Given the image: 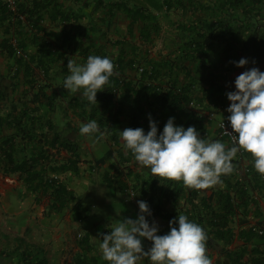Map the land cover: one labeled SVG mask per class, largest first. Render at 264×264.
I'll return each instance as SVG.
<instances>
[{"label": "trees", "instance_id": "1", "mask_svg": "<svg viewBox=\"0 0 264 264\" xmlns=\"http://www.w3.org/2000/svg\"><path fill=\"white\" fill-rule=\"evenodd\" d=\"M177 9L190 18L189 23L176 28L179 35L175 41L181 43L179 54L160 62L149 59L148 46L162 31L159 14ZM86 10L91 12L85 13ZM94 13L101 15L97 22ZM120 21L129 22L125 29L130 40L128 36L114 41L106 39L98 46V29L102 38L104 28L109 31ZM0 33V57L8 61L11 69L7 75L0 71V174H24V181L32 191L53 190L62 206L70 203L72 196L59 183L49 184L46 177L48 173L58 175L65 169V164L51 162L50 158L58 157L61 149L71 154L70 165L77 164L76 147L56 131L52 120L69 93L62 86L70 74L69 57L77 53L83 63L90 54L112 59L114 74L96 95L100 107L90 104L82 91L74 93L71 103L78 117L95 119L100 129H107L115 145L122 143L119 131L124 127V118L129 120L128 127H141L147 133L149 115L157 122L158 133L174 117L176 125L194 126L201 138H207L209 122L204 117L190 115L187 110L200 100L198 95L194 96L195 84L187 83L192 74L188 64L199 62L203 66L212 57H221L227 62L224 74L237 67L234 62L243 54H248L253 63L261 62L264 0H17L15 12L8 7L7 0H0ZM208 69L215 75L213 66ZM21 89L23 96L15 101ZM211 89L214 96L224 90L210 81L203 97ZM220 139L230 146L224 138ZM53 149L55 153H51ZM247 155L246 151V158ZM107 159L115 161L109 168L118 169L115 179L122 191L128 190L125 176H134L132 190L140 192L149 205L152 213L146 216L149 222L159 217L168 223L161 235L170 231L169 221L178 216L166 212L162 202L185 197L189 207L183 214L205 229L209 237L207 251L220 241L230 246L238 237L243 242L235 250H222V258L215 264H264L263 251L250 246L253 239L263 238L264 233L256 230L263 228L257 223L243 222L249 226L236 233L231 226L234 220L246 217L250 206L257 205L256 194L260 196L264 187V175L255 168L248 166L250 171L238 176L240 164L235 158L233 172L222 175V183L211 186L212 193L203 197L201 189L154 176L147 166L142 175H134L135 168L141 165L124 145L117 151L111 149ZM114 177L104 174L109 185L114 184ZM87 241V237L81 238L80 244L83 247L85 243L86 248L74 259L75 264H98L99 261L90 257L92 247ZM28 250L22 253L23 258L28 255L26 264H46L42 258L32 261L30 256L34 251Z\"/></svg>", "mask_w": 264, "mask_h": 264}, {"label": "crops", "instance_id": "2", "mask_svg": "<svg viewBox=\"0 0 264 264\" xmlns=\"http://www.w3.org/2000/svg\"><path fill=\"white\" fill-rule=\"evenodd\" d=\"M91 11H85L90 13ZM95 20L101 16L99 13L92 15ZM160 23L162 25V31L159 35L154 37L153 44L148 46L150 50L149 59L160 62L167 60L171 56L179 54L178 46L180 42H176L178 39L179 31L177 26L182 23H189L190 18L183 15L182 10L177 9L170 11L169 13L162 12L159 14ZM88 21L85 20L84 24ZM129 22L116 24L111 30L104 28L105 34L101 38L99 29L97 31L96 43L98 46L104 44L103 42L108 39L110 41L122 39L127 35V27ZM72 27V26H70ZM124 28V29H123ZM100 37V38H99ZM129 39V36L128 38ZM130 40V39H129ZM137 41V40H136ZM140 45L139 42H137ZM144 44V43H143ZM147 48V46H144ZM111 51V48L108 49ZM178 50V51H177ZM2 58V57H1ZM73 59L78 63H83L81 57L76 54L70 56L69 59ZM241 58H246L248 64L243 67H235L228 73L223 74V68L226 67L227 62L222 60L221 57H212L205 65H200L199 62L189 63V69H192V74L187 78V83H194V96H199L198 102L194 101L193 104L187 109L190 115L204 117L208 123L207 138L214 140H221L218 132L217 122L219 118L227 112V108L230 106L231 101L227 99L226 93L229 91H235V79L242 72L251 69L252 67H258L261 71H264V59L261 62L253 63L248 54H243ZM5 62L3 67L0 64V71L7 75L10 73L9 63L5 58H2ZM2 62V60L0 59ZM213 66L215 70L214 74H211L209 67ZM6 71V72H5ZM183 74V73H182ZM223 76V77H222ZM182 77V75H181ZM168 81V78L165 79ZM213 81L219 86L223 87V91L217 93L216 96L211 95L214 89L209 90L207 96H204L203 90L209 88V82ZM60 83V82H59ZM62 85V84H61ZM23 89V87H22ZM22 89L14 97L15 101H19L22 98ZM198 91V93H196ZM78 93L81 91H77ZM76 92V93H77ZM74 93H67L62 99L61 107H58L56 112L52 115V120L56 125V131L60 132L63 136L69 139L77 149V156L74 159L77 161L76 166L70 165L71 154L68 151L61 149L59 155L56 158L51 156V162L56 160L57 164H65V169L60 176L59 184L65 188L67 193H70L72 199L70 203L59 206L56 201V193L52 190L45 193L34 192L24 181V174L16 173L9 176L0 174V264H26L29 261L22 257V253H28V251H34L30 256L32 261H38L43 259L46 264H75V258L81 254L82 248H86V244L83 243V247L80 244L81 237L88 238V245L92 247V260L99 261L98 264H109L102 258L101 251H97L100 241L98 238H102L99 234L92 235L89 229L82 228V224L88 218L90 213V202L88 200H98L99 191L96 188V181L94 174L100 173L103 182L108 188H116L124 196H128L129 193L122 191L118 186L116 175L117 170H110L109 166L113 159L108 160V152L113 149L117 151L123 147L122 139L121 145H115L110 139L107 129H101L104 135L99 139L96 138V134L92 137L80 134V126L82 123L87 122L90 119L87 117H78L73 111L71 99L74 98ZM98 107L100 103L97 102ZM129 120L124 118V127L122 130L128 127ZM56 149L51 150V153H55ZM116 156V153H115ZM53 158V159H52ZM244 164L246 166H253V157L248 152L247 158H245ZM76 169H73V168ZM132 167V166H131ZM116 170V171H115ZM115 171V172H114ZM108 173L111 179L114 177V184L109 185L105 182L104 174ZM145 172L144 166H137L134 170V175H142ZM53 174L48 173L47 179L49 184L53 178ZM133 177L125 176L123 180H129L130 185L134 184ZM146 177V176H145ZM128 178V179H127ZM56 185V183L52 182ZM57 183V184H58ZM132 189V188H131ZM201 195L207 197L212 193V188L201 189ZM139 200L145 201L141 197L140 192H136ZM185 197L178 198L177 200L162 202L163 209L166 212L173 214H183L187 211L188 207L185 202ZM133 206L139 211L138 201L135 202L134 198H131ZM146 202V201H145ZM113 209V208H112ZM126 214V213H125ZM120 212L119 219L127 218ZM128 218H131L129 216ZM118 219V220H119ZM153 220L162 223L158 234L167 228L168 223L156 217ZM243 222H249L251 224H259L260 228L264 230V187L260 191V196L256 206H250L249 211L246 213V217L234 220L231 226L238 233L239 229H244L249 225H243ZM109 226L107 231L101 233H108L110 231ZM83 233V236L81 234ZM80 233V234H79ZM79 235L81 237H79ZM86 240V239H85ZM243 245L239 238H235V243L227 246L222 241L217 242L213 250H208L212 259V264L222 258L221 252L225 248L235 250L239 246ZM250 246L259 247L264 253V235L263 238L253 239ZM81 252V253H80ZM2 253V254H1ZM94 264L96 262H93Z\"/></svg>", "mask_w": 264, "mask_h": 264}, {"label": "clouds", "instance_id": "3", "mask_svg": "<svg viewBox=\"0 0 264 264\" xmlns=\"http://www.w3.org/2000/svg\"><path fill=\"white\" fill-rule=\"evenodd\" d=\"M237 67L248 64L246 58L234 62ZM69 75L63 87L71 93L82 91L90 104L97 105L96 95L114 74V63L108 56L90 54L84 63L68 60ZM235 91L226 93L231 101L227 112L233 133L231 146L221 140L201 138L194 126L185 128L170 117L158 134L157 122L149 115L150 130L141 127L119 131L124 148L134 159L147 166L157 177L182 181L186 187L206 189L222 183L221 176L234 170L233 160L241 150L251 153L255 170L264 175V71L252 67L239 74ZM225 129L224 121L221 125ZM80 134L97 139L104 135L97 120L91 119L80 126ZM139 213L135 219L123 218L108 233H99L102 258L109 264H138L144 258L150 264H212L206 254L209 237L205 229L185 214L169 221L170 231L158 234L159 227L151 216L147 202H137ZM151 241L144 250L142 240Z\"/></svg>", "mask_w": 264, "mask_h": 264}, {"label": "rangeland", "instance_id": "4", "mask_svg": "<svg viewBox=\"0 0 264 264\" xmlns=\"http://www.w3.org/2000/svg\"><path fill=\"white\" fill-rule=\"evenodd\" d=\"M0 38H1V33H0ZM0 59L2 60V62L0 61V64H2V66L4 67L5 62L1 57ZM94 179L96 181L95 183L96 188L99 191V197H98V200H88L91 205L90 213H89L88 218L82 224V228L85 227V229H89L92 235H96V234L101 233L102 231H107L109 229L108 228L109 226H113L119 219L118 217L120 215V212L122 214L126 213L123 216L127 218L129 216H131V218L133 219L137 217L139 211H137V209L133 206L132 201H131V198H134L135 202L140 201L137 193H135L132 197L129 194L128 196L127 195L124 196L116 188H108L106 184L103 182L102 176L100 173L94 174ZM125 181H126L128 190H132L131 188L134 187L133 184L130 185L129 180H125ZM156 222L160 229L162 223L159 221H156ZM81 234L83 236L82 232ZM142 245L144 247V250L147 251L148 248L151 247V241L147 240V238H144L142 240ZM95 250L96 252L101 251L99 247ZM149 263L150 262L147 260V258H144L138 262V264H149Z\"/></svg>", "mask_w": 264, "mask_h": 264}, {"label": "built area", "instance_id": "5", "mask_svg": "<svg viewBox=\"0 0 264 264\" xmlns=\"http://www.w3.org/2000/svg\"><path fill=\"white\" fill-rule=\"evenodd\" d=\"M7 3H8V7L12 10V11H16V8H17V0H7ZM21 18V20H24V17H20ZM143 69H141L140 71H142ZM230 115V113L228 112H226V113H224L223 114V116L219 119V121H218V123H217V125H218V132H219V136L221 137V138H224L226 141H227V143L231 146V136L230 135H226V134H224L225 133V130H227L228 132H230V133H233V129L231 128V126H230V122L228 121V119H227V117ZM223 121H224V124H225V129L221 126L222 125V123H223ZM160 132H162V131H160ZM159 132V133H160ZM158 133V134H159ZM246 156V151H244V150H241V151H239L238 153H237V156H236V160L239 162V170H238V172H237V175L238 176H242L243 174H245V173H247V172H249L250 170L248 169L249 167L248 166H246L245 164H244V160H245V157ZM59 179H60V176L59 175H54L53 176V178H52V181H50V183H52V182H54V183H58L59 182ZM127 193H129V195L132 197L134 194H135V192L133 191V190H127L126 191ZM257 198H259V196L256 194V199ZM256 230L258 231V233H260V234H263L264 233V230H259V229H257L256 228ZM79 237H81L80 235H79ZM150 264V263H149Z\"/></svg>", "mask_w": 264, "mask_h": 264}]
</instances>
